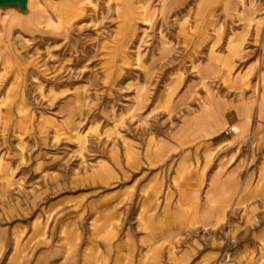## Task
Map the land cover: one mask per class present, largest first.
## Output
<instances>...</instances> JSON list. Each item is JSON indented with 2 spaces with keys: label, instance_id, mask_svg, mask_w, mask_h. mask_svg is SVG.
Wrapping results in <instances>:
<instances>
[{
  "label": "rangeland",
  "instance_id": "1",
  "mask_svg": "<svg viewBox=\"0 0 264 264\" xmlns=\"http://www.w3.org/2000/svg\"><path fill=\"white\" fill-rule=\"evenodd\" d=\"M243 228L264 230V0L0 4V264H264Z\"/></svg>",
  "mask_w": 264,
  "mask_h": 264
},
{
  "label": "crops",
  "instance_id": "2",
  "mask_svg": "<svg viewBox=\"0 0 264 264\" xmlns=\"http://www.w3.org/2000/svg\"><path fill=\"white\" fill-rule=\"evenodd\" d=\"M233 109H234L233 112L227 114L226 122L228 125L231 124L233 126H238L240 128L239 133H243L244 128L242 126H239V123L241 122L240 112L236 108H233ZM255 236H258L260 239H263L264 241V230H260L258 232L255 231L252 234V232H248L246 228H243L237 233L236 237L239 243V247H238L239 252L237 253V256H250V253H247V254L244 253V251L246 250L245 244L249 239H251V237L253 238ZM261 247L264 248V242L262 243Z\"/></svg>",
  "mask_w": 264,
  "mask_h": 264
},
{
  "label": "bare ground",
  "instance_id": "3",
  "mask_svg": "<svg viewBox=\"0 0 264 264\" xmlns=\"http://www.w3.org/2000/svg\"><path fill=\"white\" fill-rule=\"evenodd\" d=\"M22 2H24V5H26V3H27V0H24V1H22ZM59 12V11H58ZM57 12V13H58ZM56 14V13H55ZM54 14V15H55ZM35 16H36V18H41V19H46V21H48L49 19H52V15H51V12L50 13H46L45 14V16H41V14L38 16V14H37V12H35Z\"/></svg>",
  "mask_w": 264,
  "mask_h": 264
},
{
  "label": "water",
  "instance_id": "4",
  "mask_svg": "<svg viewBox=\"0 0 264 264\" xmlns=\"http://www.w3.org/2000/svg\"><path fill=\"white\" fill-rule=\"evenodd\" d=\"M24 0H0V4H6V3H19V4H22L24 7V2H22Z\"/></svg>",
  "mask_w": 264,
  "mask_h": 264
},
{
  "label": "built area",
  "instance_id": "5",
  "mask_svg": "<svg viewBox=\"0 0 264 264\" xmlns=\"http://www.w3.org/2000/svg\"><path fill=\"white\" fill-rule=\"evenodd\" d=\"M225 255L227 256V257H226L227 260H229V259L231 258V256H232L230 252H227Z\"/></svg>",
  "mask_w": 264,
  "mask_h": 264
}]
</instances>
